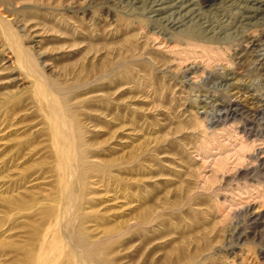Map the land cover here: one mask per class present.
<instances>
[{
  "label": "rangeland",
  "instance_id": "obj_1",
  "mask_svg": "<svg viewBox=\"0 0 264 264\" xmlns=\"http://www.w3.org/2000/svg\"><path fill=\"white\" fill-rule=\"evenodd\" d=\"M0 17L45 78L0 26V264H76L69 219L53 226L56 107L86 260L264 264V0H0Z\"/></svg>",
  "mask_w": 264,
  "mask_h": 264
},
{
  "label": "bare ground",
  "instance_id": "obj_2",
  "mask_svg": "<svg viewBox=\"0 0 264 264\" xmlns=\"http://www.w3.org/2000/svg\"><path fill=\"white\" fill-rule=\"evenodd\" d=\"M0 24H1L0 26L2 28V31L5 33L7 40L10 42L12 48L16 52V56L19 60V63L21 64V65L20 64L19 65L21 67H24V69L27 68L26 70L28 72H30L31 77H33V79H35L37 82L40 81V84L45 82V80L42 81V79H45V78H43L44 76H41L40 70L34 64L31 53L29 52V50L27 48H23L21 46L19 38L16 36L15 32L13 31L12 26L7 21L1 19V17H0ZM42 75H43V73H42ZM40 84L37 86H40ZM46 87L44 86V88H46ZM38 89H39V87H38ZM41 89H43V87ZM46 89H44L45 92H47L45 94H48V92H49V95H48L49 98L48 99L54 100L53 98H50V97L51 96L55 97V92L52 89H49L48 87ZM45 99H46V97H45ZM52 100L49 101V103L51 104L50 105L51 107H52V104L54 105ZM55 101H57V100H55ZM47 102L48 101H46V103ZM54 106L56 107L57 104H55ZM47 107H48V105L46 106V108ZM49 111H51V110H49ZM49 111H48V114H49ZM53 111H55V115L57 117H56V119L54 118V120L52 122L53 125H50V126L53 127L54 141L57 144L56 145L57 146V153L59 156L58 165L60 167V172H59L60 173V175H59L60 184L59 185L61 186L60 188L62 190L60 193H62V195H63V197L61 198L59 203L56 200L57 205H58L57 206L58 207L57 212H59V216L58 217H56L57 215L54 216L55 221H53L54 222L53 226L56 225V223L59 224V222H62V221H59L62 218L63 219H65V218L69 219L70 222L66 221V223H67L66 226H64L63 228H60L62 231L61 236L63 237V240L61 243V245L63 246V249L68 251L67 253L74 259L76 264H93V263H90L88 260L85 259V255L88 253H93L94 247L91 246V244L88 245L89 241L87 244V242L85 241V238L80 234L81 232L79 233L75 230L76 225L73 223V220L75 219V210H76L75 207L77 204V195L78 194L76 195V193H78V192H76V190H77V186H78L77 181H78V177H79V171L76 168V165H78L79 157H78V155H75V153H76L75 148L77 146L75 145V142L73 143V139H75V135L73 132L74 130L72 131L73 127L71 128L70 127L71 125L69 126L68 120L65 119L64 116H62L63 115L62 110H60L58 107H56V109ZM55 115H54V117H55ZM48 116H51L50 118L53 117V115H51V114ZM58 201H59V198H58ZM57 221H59V222H57ZM64 221L65 220H63L62 225L63 224L65 225ZM68 223H69V225H68ZM58 224H57V226H58ZM62 225H61V227H62ZM51 232H53V231H51ZM51 245H52L51 247H53V248H51V250H53L54 245L53 244H51ZM38 252L39 253H36L37 254L36 256H37V258L41 259V261L36 262V264H42V260H44L43 255H46V251L43 250V248H41Z\"/></svg>",
  "mask_w": 264,
  "mask_h": 264
}]
</instances>
